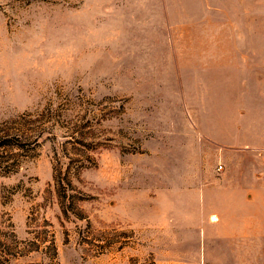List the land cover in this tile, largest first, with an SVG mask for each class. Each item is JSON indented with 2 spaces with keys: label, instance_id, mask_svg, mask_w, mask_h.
Wrapping results in <instances>:
<instances>
[{
  "label": "rangeland",
  "instance_id": "374dc122",
  "mask_svg": "<svg viewBox=\"0 0 264 264\" xmlns=\"http://www.w3.org/2000/svg\"><path fill=\"white\" fill-rule=\"evenodd\" d=\"M259 97L264 0H0V264H194Z\"/></svg>",
  "mask_w": 264,
  "mask_h": 264
},
{
  "label": "crops",
  "instance_id": "0c3cea01",
  "mask_svg": "<svg viewBox=\"0 0 264 264\" xmlns=\"http://www.w3.org/2000/svg\"><path fill=\"white\" fill-rule=\"evenodd\" d=\"M252 100L264 104V97ZM246 113L242 127L228 128L226 142L212 139L228 149L227 162L233 172L235 163L243 159V174L234 178L230 172L226 187L196 192L189 199L196 201L188 203L189 208L195 205V214H190L182 230L193 233L202 255L188 263L206 264L210 259L204 249L226 242L227 259L218 258L215 263L264 264V106L249 107ZM252 157L258 163L256 173L251 170Z\"/></svg>",
  "mask_w": 264,
  "mask_h": 264
},
{
  "label": "built area",
  "instance_id": "2783aa9c",
  "mask_svg": "<svg viewBox=\"0 0 264 264\" xmlns=\"http://www.w3.org/2000/svg\"><path fill=\"white\" fill-rule=\"evenodd\" d=\"M221 169V167H219V170Z\"/></svg>",
  "mask_w": 264,
  "mask_h": 264
}]
</instances>
